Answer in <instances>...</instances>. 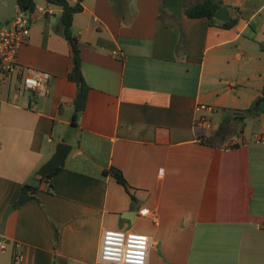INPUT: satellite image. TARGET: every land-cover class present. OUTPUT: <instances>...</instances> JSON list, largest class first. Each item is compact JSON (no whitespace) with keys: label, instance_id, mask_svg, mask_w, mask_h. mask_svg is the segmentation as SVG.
I'll return each instance as SVG.
<instances>
[{"label":"crops","instance_id":"obj_1","mask_svg":"<svg viewBox=\"0 0 264 264\" xmlns=\"http://www.w3.org/2000/svg\"><path fill=\"white\" fill-rule=\"evenodd\" d=\"M34 1L18 63L51 79L47 94L0 95V264L17 251L20 264H103L109 229L148 243V264H264V113H243L263 99L264 0H223L232 28L189 18L203 0H85L73 34L90 90L76 124L63 9ZM204 115L212 129L197 127ZM61 142L65 165L41 181ZM25 184L36 200L15 209Z\"/></svg>","mask_w":264,"mask_h":264},{"label":"built area","instance_id":"obj_2","mask_svg":"<svg viewBox=\"0 0 264 264\" xmlns=\"http://www.w3.org/2000/svg\"><path fill=\"white\" fill-rule=\"evenodd\" d=\"M31 14L19 9L10 23L0 26V95L5 88L12 89L15 93L47 94L49 91L50 73L25 72L18 63L20 48L30 36ZM197 110L213 112L214 107L201 104ZM196 124L197 127L206 130L213 128L207 115L197 118ZM49 142H52V139H49ZM6 246L5 240L0 238V252H4ZM148 256V243L143 246L134 245L130 243L129 235L122 230L104 231L99 254L101 263L148 264ZM21 261V251H17L14 255V264H20Z\"/></svg>","mask_w":264,"mask_h":264},{"label":"trees","instance_id":"obj_3","mask_svg":"<svg viewBox=\"0 0 264 264\" xmlns=\"http://www.w3.org/2000/svg\"><path fill=\"white\" fill-rule=\"evenodd\" d=\"M50 3L59 5L63 9V13L61 16V25L63 29V35L68 40V42L72 45L74 53H75V68L80 67V50L77 44L76 37L73 34V19L74 16L83 11V2L85 0H78L75 5H71L68 0H48ZM17 5L20 10L28 11L33 13L36 8V4L34 0H16ZM224 6L223 0H203L202 2H198L192 4L186 8V14L189 18H208L212 23H215L217 20L215 19V14ZM238 21L236 19L230 20L228 22H224L222 25L225 28H232L237 25ZM70 80L75 82L74 72H71L69 76ZM89 86L82 82L80 87H78L77 95L74 99L73 106L75 113L73 115V123H77L80 114L85 110L88 97H89ZM263 98H264V87L262 90ZM243 113L245 116H258L264 113V104L262 106H257L254 104L249 109L244 110ZM222 128L219 129L218 133H221ZM202 141H207L204 136H200ZM106 174L112 175L117 182L122 185L126 191L131 195L134 200L133 195L130 192V185L126 181L122 171L111 168L108 171H105ZM47 175L46 177L41 178V181L50 180L53 175ZM52 187V185H51ZM50 187V188H51ZM38 191V186L25 184L22 186L21 194L18 200L15 202L13 207L15 209L20 208L21 206L36 200L35 193ZM59 242V233L56 232L55 245Z\"/></svg>","mask_w":264,"mask_h":264},{"label":"water","instance_id":"obj_4","mask_svg":"<svg viewBox=\"0 0 264 264\" xmlns=\"http://www.w3.org/2000/svg\"><path fill=\"white\" fill-rule=\"evenodd\" d=\"M215 19L221 21V22H228L231 20L229 17L228 11L226 7H222L219 11L216 12L215 14ZM74 72V78L77 87H80V85L83 82V76L81 73L80 67H76L73 69ZM257 106H260L261 104H264V98L260 101H258ZM248 119V118H247ZM246 119V120H247ZM72 151V146L65 143L61 142L56 146L55 153L53 156L40 168L38 171V176L40 178L46 177L47 175H51L53 173H56L61 167L65 165V162ZM14 208H9L6 216L9 215L10 212L13 211ZM130 215L132 214H126L124 217L125 218H130Z\"/></svg>","mask_w":264,"mask_h":264},{"label":"rangeland","instance_id":"obj_5","mask_svg":"<svg viewBox=\"0 0 264 264\" xmlns=\"http://www.w3.org/2000/svg\"><path fill=\"white\" fill-rule=\"evenodd\" d=\"M16 0H0V25L5 22L7 19L11 18L13 15H16ZM13 16V17H14ZM5 19V20H4ZM256 133L260 132V127H255L253 129Z\"/></svg>","mask_w":264,"mask_h":264}]
</instances>
